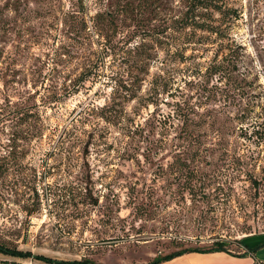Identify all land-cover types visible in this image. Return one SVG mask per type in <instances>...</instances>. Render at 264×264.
Segmentation results:
<instances>
[{
    "label": "rangeland",
    "instance_id": "374dc122",
    "mask_svg": "<svg viewBox=\"0 0 264 264\" xmlns=\"http://www.w3.org/2000/svg\"><path fill=\"white\" fill-rule=\"evenodd\" d=\"M139 1L0 0V153L13 130L24 128L16 107L40 116L39 136L23 145L22 165L0 180L2 243L61 260L146 264L172 249L171 229L159 233L170 211L193 219L179 232L201 243L250 244L248 236H264V184L260 191L252 184L264 181V138L252 133L264 121V0H226L236 12L214 14L223 34L205 32L195 50L186 45L185 54L195 55L185 62L174 57V43L164 49L179 1L164 0L161 12L135 9ZM140 40L152 58L139 93L154 103L137 107L131 100L119 121L108 122L97 107L121 91L117 78L129 79L126 51ZM162 58L169 90L156 95L149 81ZM214 62L223 71L202 76ZM194 63L201 71L193 76ZM183 101L200 104L220 128L210 136L208 162L199 164L215 198L197 206L187 190L180 194L175 182L156 175V163L171 160L167 148ZM151 148L152 161L144 157ZM143 197H156L162 214L137 217L132 202ZM202 210L208 217L200 224ZM263 246L254 252L262 260ZM253 255L189 252L160 264H252ZM0 264L56 263L0 254Z\"/></svg>",
    "mask_w": 264,
    "mask_h": 264
},
{
    "label": "trees",
    "instance_id": "16d2710c",
    "mask_svg": "<svg viewBox=\"0 0 264 264\" xmlns=\"http://www.w3.org/2000/svg\"><path fill=\"white\" fill-rule=\"evenodd\" d=\"M182 6L179 10V14L175 15L173 21H171L172 28L174 29L173 35L170 34V42H167L164 49H172L171 43H174V57L181 62H185L186 59L190 58L191 55H195L194 52L190 54H185L188 49L186 45L193 44L192 50H195V44L204 43L206 35L205 32L209 34H216L217 37L223 34V30L218 23V19L214 17V14L218 13L222 16L225 14H230L236 12L231 6L227 4L226 0H178ZM151 6L155 9H159L161 12L165 8L164 0H140L136 4V8L140 6ZM221 18V17H220ZM167 30L164 28L162 33ZM182 40V41H181ZM181 41V42H180ZM161 40L160 43H162ZM146 42L144 40L138 41L133 46L127 48V53L129 54V62L126 66L127 74L130 76L129 79L121 78L117 80L118 87L121 91L115 93L113 91L112 97L109 98L104 104H102L99 110L102 112L100 115L108 122L115 123L123 117L125 106L131 100L136 102V106L139 107L145 103V106L150 103H154L152 98H144V94H140L142 84L146 81L147 75L149 74V59L152 58L149 50L147 51ZM169 45V46H168ZM162 47V44H160ZM163 49V50H164ZM130 58V59H129ZM159 64L163 67L159 69V73L156 74L149 81L150 87L148 90H153L157 95L159 91L168 92V83L170 79V72L166 69L167 61L165 58L159 59ZM90 71V70H89ZM85 72L82 75V80L87 79L90 72ZM201 67L194 63L190 69L191 75L200 73ZM213 74L223 71V64L221 62H214L205 68L202 72V76L207 72ZM126 79V80H125ZM183 101V106L179 108L181 110H176V116L180 120V125L168 144L167 151L169 150L168 156L171 160L165 164L157 162L156 175L161 177H166V179L173 183L175 182L179 186V193H183L187 190L190 194L192 202L197 206L199 202L206 203L208 199L211 200V194L208 191V184L206 183V171L200 168V162H208V156L210 153L207 149L212 145L211 134L219 133L220 129L216 125V118L208 111H202L198 107L200 104L195 103H185ZM3 107L0 105V115H2ZM14 116L18 119V124H24V128L13 130L11 136H9L6 152L0 153V180H4L10 173V170L15 166L22 165L19 164L18 159L24 155V144L31 143L32 139L39 136V118L38 112H34L33 108L28 107H16L14 109ZM1 121V119H0ZM215 129H212V128ZM259 131L254 130V133L258 138H264V121L259 125ZM1 145V144H0ZM2 146V145H1ZM149 154L144 155L147 160L153 159L156 154L151 148L148 150ZM29 184V182H26ZM252 184L255 190L260 191L261 186L264 184L261 178H252ZM25 185V184H24ZM27 187V186H26ZM35 194L38 193L35 190ZM38 200V198H36ZM205 199V200H204ZM93 204H97V200H93ZM164 206L160 204L156 197H143L138 201L132 202V209L137 217H145L146 219H154L160 216L164 210ZM27 209V208H26ZM28 211V209H27ZM175 211V212H180ZM172 215L170 218H163L162 222L163 228L159 233L166 234L169 232V240L172 244V249L164 253H156L153 258H151L146 264H160L165 261H169L178 257L182 254L189 252H227L233 255H251L264 245V240L249 244L245 242L244 238L241 239H218L210 243H201L199 238L197 240H192L185 235H181L179 230L185 227L188 219L186 212L178 215L170 211L167 213ZM207 211H200L198 222L200 224L204 223L208 217ZM173 232V233H172ZM161 235V234H160ZM252 236V235H251ZM248 236V237H251ZM245 242V243H244ZM234 244V245H233ZM234 246V247H233ZM233 247V248H232ZM240 248V249H239ZM0 254L8 255L12 257L19 258H32L44 261L46 263H56V264H96L95 261L89 258L83 259H72V260H61L45 256L42 254H34L30 250H22L17 247L8 246L0 241ZM264 264V261H257L254 259L253 264Z\"/></svg>",
    "mask_w": 264,
    "mask_h": 264
},
{
    "label": "crops",
    "instance_id": "0c3cea01",
    "mask_svg": "<svg viewBox=\"0 0 264 264\" xmlns=\"http://www.w3.org/2000/svg\"><path fill=\"white\" fill-rule=\"evenodd\" d=\"M250 239H253L252 240V243H250V244H255V243H258V242H260V241H262V240H264V236L263 235H260V236H257V235H252L251 237H249ZM263 248H264V246H263ZM263 248H261V249H263ZM257 257V258H256ZM253 258L254 259H256L257 261H264V260H262L260 257H258L257 255H253ZM254 259H252V264H253V261H254ZM264 259V258H263Z\"/></svg>",
    "mask_w": 264,
    "mask_h": 264
}]
</instances>
